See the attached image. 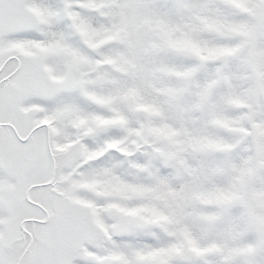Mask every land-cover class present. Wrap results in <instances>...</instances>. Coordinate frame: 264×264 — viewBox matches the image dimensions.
<instances>
[{"label": "snow or ice", "instance_id": "snow-or-ice-1", "mask_svg": "<svg viewBox=\"0 0 264 264\" xmlns=\"http://www.w3.org/2000/svg\"><path fill=\"white\" fill-rule=\"evenodd\" d=\"M0 264H264V0H0Z\"/></svg>", "mask_w": 264, "mask_h": 264}]
</instances>
